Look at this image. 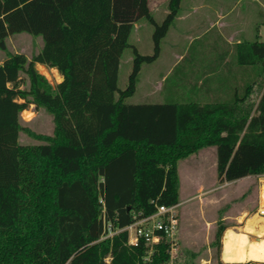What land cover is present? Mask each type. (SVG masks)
Returning <instances> with one entry per match:
<instances>
[{
  "label": "trees",
  "instance_id": "16d2710c",
  "mask_svg": "<svg viewBox=\"0 0 264 264\" xmlns=\"http://www.w3.org/2000/svg\"><path fill=\"white\" fill-rule=\"evenodd\" d=\"M180 1L171 0L170 14L157 24L149 0H0V52L7 53L0 64V264H166V239L146 259L145 241L130 245L126 232L102 240L105 222L121 229L151 215L155 203L179 205V164L204 148L216 147L221 182L264 176L258 37L235 45L248 82L231 96L203 104L192 98L194 87L163 103L124 101L135 92L141 65L159 56ZM144 19L155 27L154 51L141 55L132 47L123 91L121 59ZM20 33L43 39L31 59L7 51L9 37ZM37 64L56 69L62 82L53 86ZM30 104L53 116V136L23 126L20 113ZM22 132L41 144L22 145ZM226 230L216 231L219 252ZM175 264L192 263L177 256Z\"/></svg>",
  "mask_w": 264,
  "mask_h": 264
},
{
  "label": "rangeland",
  "instance_id": "374dc122",
  "mask_svg": "<svg viewBox=\"0 0 264 264\" xmlns=\"http://www.w3.org/2000/svg\"><path fill=\"white\" fill-rule=\"evenodd\" d=\"M166 1L170 3L171 0ZM254 11V19L252 20L257 21L256 15H258V11L257 9ZM256 31V27H253L252 33H256ZM262 36L264 39V28ZM144 40L139 46L143 52H149L151 44L147 39ZM129 43L131 48L125 50L119 72L118 85L123 91L129 85L132 69L131 58L133 57L132 47L135 48L134 45H138L134 34L131 35ZM42 47V37H35L29 33H20L9 37L7 51L21 53L31 59ZM6 57V52H0V63ZM37 69L39 70L38 66ZM43 75L53 86L63 80L57 70L48 69L44 71ZM22 77L25 78V76ZM158 77V73L145 72L140 78L139 73L135 92L130 97L125 98L124 101L131 104L142 101H162L164 92L156 87L155 81H151L152 78ZM258 95L255 93L254 98L258 99ZM185 97L186 95L183 92L181 98ZM192 98L197 99L198 97L196 95ZM23 111H21L20 117L24 127L29 128L37 135H54L53 116L48 111L44 108H36L34 104H30ZM19 142L28 146L41 144L42 140L33 137L27 132H22ZM213 157H215L214 153L210 150L198 152L182 160L179 164L181 202L177 208L178 232L175 256H180L184 262L188 260L192 264H217L218 260H221L222 248L219 252L213 244L219 225L226 226L227 230L249 234L248 222L254 216L264 217L261 214V210L264 209L261 193L264 176H250L233 182H221L218 178L217 165ZM223 239L224 236L222 237V246ZM251 239H256V236L251 235Z\"/></svg>",
  "mask_w": 264,
  "mask_h": 264
},
{
  "label": "crops",
  "instance_id": "0c3cea01",
  "mask_svg": "<svg viewBox=\"0 0 264 264\" xmlns=\"http://www.w3.org/2000/svg\"><path fill=\"white\" fill-rule=\"evenodd\" d=\"M149 4L154 20L162 24L170 14L169 2L149 0ZM256 9L257 21H253ZM153 26L146 19L135 24L131 35L134 34L138 43L134 46L141 55L153 54ZM253 27L256 33H252ZM263 28L264 0H181L177 15L161 40L159 56L151 63H143L140 70V78L145 72L159 74L151 81L164 92V99L134 104L163 103L166 99L181 98L183 92L187 97L194 87L198 102L203 104L231 96L234 88H243L248 82L247 76L240 74L243 68L238 64L235 45L256 37L264 41ZM144 37L151 44L149 52H143L139 46ZM131 62L133 67V57ZM37 66L42 75L48 69L56 70ZM208 150L214 153L217 165L216 147L201 149L199 153ZM221 260L228 263L223 258V246Z\"/></svg>",
  "mask_w": 264,
  "mask_h": 264
},
{
  "label": "built area",
  "instance_id": "2783aa9c",
  "mask_svg": "<svg viewBox=\"0 0 264 264\" xmlns=\"http://www.w3.org/2000/svg\"><path fill=\"white\" fill-rule=\"evenodd\" d=\"M154 212L141 218H135V221L130 225L118 229L113 228L112 224L105 222V235L101 238L110 239L115 235L126 232L128 233V243L133 246H139L141 240L145 241L148 248L146 259L154 253L155 247L159 245L163 239L170 243V260L166 264H175L176 252V236L178 232V205L168 206L165 204L155 203ZM264 215V210H261ZM110 262V258L107 259Z\"/></svg>",
  "mask_w": 264,
  "mask_h": 264
},
{
  "label": "bare ground",
  "instance_id": "6f19581e",
  "mask_svg": "<svg viewBox=\"0 0 264 264\" xmlns=\"http://www.w3.org/2000/svg\"><path fill=\"white\" fill-rule=\"evenodd\" d=\"M263 184L264 179L262 180ZM261 193L264 201L263 188ZM247 227L249 234L226 230L223 239L224 261L228 263L247 261L264 263V217L254 216L248 222ZM251 235L256 236V239L252 240Z\"/></svg>",
  "mask_w": 264,
  "mask_h": 264
},
{
  "label": "water",
  "instance_id": "95a60500",
  "mask_svg": "<svg viewBox=\"0 0 264 264\" xmlns=\"http://www.w3.org/2000/svg\"><path fill=\"white\" fill-rule=\"evenodd\" d=\"M262 188L264 189V184L262 185Z\"/></svg>",
  "mask_w": 264,
  "mask_h": 264
}]
</instances>
